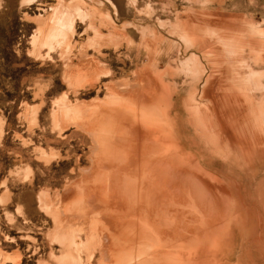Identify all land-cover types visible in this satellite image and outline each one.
I'll use <instances>...</instances> for the list:
<instances>
[{
  "label": "rangeland",
  "instance_id": "rangeland-1",
  "mask_svg": "<svg viewBox=\"0 0 264 264\" xmlns=\"http://www.w3.org/2000/svg\"><path fill=\"white\" fill-rule=\"evenodd\" d=\"M174 150L192 188L158 179L155 200L175 212L126 216L120 196ZM263 205L264 0H0V264H130L120 244L151 250L191 211L179 226L209 264H264Z\"/></svg>",
  "mask_w": 264,
  "mask_h": 264
},
{
  "label": "bare ground",
  "instance_id": "bare-ground-1",
  "mask_svg": "<svg viewBox=\"0 0 264 264\" xmlns=\"http://www.w3.org/2000/svg\"><path fill=\"white\" fill-rule=\"evenodd\" d=\"M152 98V97H151ZM225 98H228V99H230L229 97H226L225 96ZM150 99V98H149ZM223 99H224V96H223ZM227 99V100H228ZM226 100V99H225ZM224 101V100H223ZM150 102V101H149ZM224 102H226V101H224ZM229 102H230V100H229ZM226 103H224V105H225ZM228 104V103H227ZM242 105V104H241ZM227 108V107H226ZM242 113V112H241ZM153 116V115H152ZM149 118H150V116H149ZM229 118V117H228ZM141 119H143V118H141ZM226 119V118H225ZM147 120V119H146ZM151 120V119H150ZM144 121V120H143ZM147 123V122H146ZM150 124V123H149ZM145 125V124H144ZM147 125V124H146ZM130 126V125H129ZM145 127V126H144ZM148 127V126H147ZM150 127V126H149ZM134 130V129H133ZM137 137V136H136ZM136 137H133V138H136ZM128 139V138H127ZM139 139V138H138ZM138 139L136 140V141H138ZM142 139V138H141ZM246 139V138H245ZM126 140V139H125ZM132 141H133V139H131ZM135 140V139H134ZM125 142V141H124ZM134 142V141H133ZM132 142V143H133ZM138 143V142H137ZM141 143V142H140ZM134 144H136V143H134ZM120 145H122V142H121V144ZM128 144H126L125 145V147L127 148L128 146H127ZM130 146H132L131 144H130ZM134 146V148H136V146L135 145H133ZM138 146H140V144H138ZM151 146H153V143H152V145ZM155 146H156V144H155ZM124 147V146H123ZM142 147V146H141ZM157 147V146H156ZM129 148V147H128ZM131 148H133V147H131ZM138 148V147H137ZM134 149V150H138V149ZM248 148H250V147H248ZM140 150H142L141 148H139ZM153 149V148H152ZM126 150H128V149H126ZM155 150V149H154ZM158 150V149H157ZM130 151H131V149H130ZM132 152L134 153V151L132 150ZM124 153V152H123ZM129 153V152H128ZM131 153V152H130ZM150 153H151V151H150ZM152 153H153V151H152ZM154 154V153H153ZM158 154V153H157ZM167 154V153H166ZM130 155V154H129ZM132 155V154H131ZM131 155L129 156L130 158H131ZM135 156H136V154H134ZM151 154H149V156H150ZM156 155V154H155ZM127 156V155H126ZM133 156V155H132ZM138 156V155H137ZM148 156V154H147V158L145 157H143V156H141V158L143 157V159H141V158H138V160H143V162H146L147 163V161H149V157ZM173 156V155H172ZM154 156L152 155V157L150 158L151 160L153 159L154 161L156 160L155 159V157L153 158ZM171 157V156H170ZM122 158V157H121ZM134 157H132V159L131 160H135V158L133 159ZM136 158V159H137ZM172 158V157H171ZM146 159H147V161H146ZM140 160V161H141ZM150 160V161H151ZM153 160H152V162H153ZM160 160V159H159ZM164 160V159H163ZM166 161L168 160V158L167 159H165ZM137 161V160H136ZM132 161V162H130L129 164H131V167H130V169L131 168H135V164L137 165L136 167H138L139 165H140V162L139 161ZM150 161H149V164H145V165H143V167L141 168V169H144V166L146 167L147 166V168H148V166H150ZM158 161V160H157ZM125 162V161H124ZM129 162V161H128ZM133 162H134V164H133ZM136 162V163H135ZM151 162V163H152ZM159 162V161H158ZM169 160H168V166H169ZM172 162V161H171ZM142 163V162H141ZM162 164H163V162H161ZM166 163V162H165ZM164 163V164H165ZM177 163V162H176ZM128 164V163H127ZM128 164V165H129ZM134 166H133V165ZM139 164V165H138ZM154 164V163H153ZM152 164V165H153ZM164 164L160 167V169H159V167H158V173H156V171H154V169H152V170H150V171H152V172H150L149 170H146V173H145V170H143V175H145V178H143L142 176V179L139 177L140 175L139 174H137L136 172L137 171H135V170H133L132 169V173H133V171H134V174H137L136 176L138 177H136L137 179H136V182L137 181H140V184H137L136 183V185L133 183V185L135 186V188H131V189H129L128 191L130 192V190H132L133 191V193L134 194H132V191H131V195H128V192H126V194H127V196H123V198H124V200H122V195L120 196V198L119 199H121V202L119 201V203L116 201V199L119 197H115V196H117V194H116V192H115V190H112L111 192H115L114 193V195L115 196H110V197H115V198H113V199H115V201L117 202V204H120L121 206V210L123 211V212H125V214H126V216H131V215H136V216H141V215H145L146 217H152L153 218V216L154 217H157V215H156V212H158L157 214H159L160 213V215H162L161 217H164L163 216V213L158 209L159 207H161V206H167V209L169 208V210H174V208L172 209V206L169 204L170 203V201H169V199L170 198H172V197H169V199L167 200V202L169 201V203L168 204H163V203H159V202H157L155 199L158 197V196H156V191L158 190V189H164V188H166V186L164 187L163 185H159L160 187H158V184H159V181H158V179L159 180H164L163 182H166L167 184L169 183L168 182V171H166V169L168 168V166H167V163H166V165L164 166ZM184 164V163H183ZM128 165H126V168H125V166L123 167V169H126V171L127 170H129L128 168H129V166ZM151 165V166H152ZM156 162H155V164H154V166L153 167H151V168H154V167H156V166H158V165H156ZM128 166V167H127ZM133 166V167H132ZM142 166V165H141ZM157 168V167H156ZM174 168V167H173ZM138 169V168H137ZM140 169V170H141ZM146 169V168H145ZM150 169V168H149ZM156 170V169H155ZM159 171H162V173H160ZM166 171V172H165ZM184 171L185 170H182V174L184 173ZM141 172V171H140ZM186 172V171H185ZM158 174V177H156L157 179H155V177L154 176H156V175ZM159 174H161L162 176H164V177H166V178H160L159 177ZM185 175L187 174V173H184ZM147 175V176H146ZM152 176V177H150V178H148V176ZM171 176V175H170ZM172 176H177V175H172ZM171 176V177H172ZM184 176V175H183ZM140 178V179H139ZM186 178V177H185ZM184 178V179H185ZM170 179V178H169ZM174 180V179H173ZM205 181V180H204ZM156 183V184H155ZM149 184V185H148ZM176 184V183H175ZM204 184V183H203ZM209 184V183H208ZM117 185V184H116ZM157 185V186H156ZM165 185V184H164ZM179 186V185H178ZM184 186V185H183ZM121 188V186H118V187H116V188H113V189H116L117 190V192H119L120 194H121V191H122V189H124L123 187H122V189H121V191H120V189H119V191H118V188ZM130 187H131V184H130ZM129 186H128V188H130ZM185 187V186H184ZM199 187V186H198ZM211 187V186H210ZM214 187V186H213ZM174 188V187H173ZM173 188H172V190H173ZM201 188V187H200ZM126 189H127V187H126ZM166 189H168V190H170V186L168 185V187L166 188ZM177 189V188H176ZM231 189V188H230ZM172 190H171V193H172ZM175 190V189H174ZM179 190V189H178ZM202 190H204V189H202ZM124 191V190H123ZM122 191V192H123ZM127 191V190H126ZM135 191V192H134ZM140 191V192H139ZM151 191V193H149L148 195H146L149 199H148V201L147 202H143V201H141V200H139V199H143L144 198V196L142 195H140L139 193H141V192H150ZM184 191V190H183ZM201 191V190H200ZM205 191V190H204ZM222 191V190H221ZM138 192V193H137ZM169 192V195H171L170 194V191H168ZM180 192H182V191H180ZM179 192V193H180ZM191 192V191H190ZM194 192H195V190H194ZM197 192V191H196ZM206 192V191H205ZM204 192V193H205ZM223 192V191H222ZM164 193L166 194V192H165V189H164ZM173 193L176 195V193H178V192H176L175 193V191H173ZM225 193V192H224ZM119 194V195H120ZM173 194V195H174ZM194 194V193H193ZM192 194V195H193ZM201 194H202V192H201ZM111 195V194H110ZM113 195V194H112ZM180 195H182V194H178V196H180ZM195 195V194H194ZM249 195V194H248ZM182 196H184V194L182 195ZM222 196V195H221ZM174 197V196H173ZM176 197V196H175ZM181 197V196H180ZM188 197V196H187ZM186 197V198H187ZM202 197H203V195H202ZM206 197V196H205ZM239 197H241L240 195H239ZM183 198V197H182ZM214 198V197H213ZM224 198H226V197H224ZM111 199V198H110ZM113 199H111L112 200V204H113V202H114V204L112 205V206H115V201H113ZM118 199V200H119ZM176 199V198H175ZM177 199H178V197H177ZM180 199V198H179ZM178 199V200H179ZM197 199H198V197H197ZM150 200V201H149ZM174 200V198L173 199H171V204H172V202H174L173 201ZM193 200V199H192ZM225 201H227V199H224ZM184 201H187V200H184ZM194 201V200H193ZM204 201V200H203ZM202 201V202H203ZM221 201H223V199L222 200H220V203H221ZM225 201H223V202H225ZM233 202V201H232ZM244 202V201H243ZM254 202H255V200H254ZM111 203V202H110ZM176 202H174V204H175ZM182 202L180 201V204H181ZM194 203L195 202H193V205H194ZM207 203V201L205 202V204ZM218 203H219V201H218ZM228 202H226V204H227ZM240 203H242L241 201H240ZM261 203H262V201H261ZM116 204V205H117ZM178 204H179V202H178ZM179 204V205H180ZM183 204L184 203H182V205L181 206H183ZM187 204H188V202H187ZM196 204V203H195ZM204 204V205H205ZM221 204H223V203H221ZM254 204V203H253ZM260 204V203H259ZM111 205V204H110ZM171 206V209H170V206ZM177 205V204H176ZM175 205V206H176ZM179 205L177 206V207H179ZM186 205V204H185ZM199 205V204H198ZM201 205H202V203H201ZM209 205H210V202H209ZM245 205V204H244ZM258 205V204H257ZM256 205V206H257ZM169 206V207H168ZM216 206V205H215ZM217 206H218V204H217ZM221 206V205H220ZM219 206V207H220ZM225 206H227V205H225ZM243 206V205H242ZM246 206V205H245ZM255 206V207H256ZM260 206H262V205H260ZM115 207H117V208H119L118 206H115ZM186 207V206H185ZM192 207H194V206H192ZM199 207V206H198ZM214 207V206H213ZM219 207H215V208H219ZM258 207V206H257ZM263 207H264V205H263ZM181 208V207H180ZM209 208V207H208ZM212 208V207H211ZM223 208V207H222ZM221 207L219 208L220 210L222 209ZM105 209V208H104ZM116 209V208H115ZM119 209V210H120ZM164 209H166V208H163V210ZM166 209V210H167ZM186 209V211H187V208H185ZM202 209V208H201ZM217 209H215L216 211H218ZM225 209L227 210V208L225 207ZM245 209V208H244ZM259 209V208H258ZM117 210V214L119 213V211H118V209H116ZM120 210V211H121ZM168 210V211H169ZM181 210V209H180ZM191 210H194V209H191ZM190 210V211H191ZM198 210V209H197ZM204 210V209H203ZM209 211H210V208L208 209ZM219 210V211H220ZM168 211H163V212H168ZM185 210H184V212H186ZM195 211V210H194ZM201 211V210H200ZM212 211V210H211ZM214 211V210H213ZM221 211H223V209L221 210ZM260 211H262V209L260 210ZM259 211V212H260ZM172 212V211H171ZM174 212H175V210H174ZM173 212V213H174ZM184 212H183V214H184ZM192 212V211H191ZM190 212V213H191ZM198 212V211H197ZM202 212V211H201ZM205 213L204 214H208V212H206V211H204ZM264 212V211H263ZM120 213H122V212H120ZM119 213V214H120ZM169 213V212H168ZM168 213H164V215H166L167 216V214ZM173 213L172 214H169V215H173ZM188 213H189V209H188ZM189 213V214H190ZM194 213V212H193ZM203 213V212H202ZM211 213V212H210ZM209 213V214H210ZM226 213H227V211L225 212V215H226ZM186 214V213H185ZM185 214L183 215V217H184V220H182V221H185V220H187L188 218L187 217H189L190 218V216H189V214L187 215V219H185ZM200 214V213H199ZM198 214V215H199ZM203 214V215H204ZM208 214V215H209ZM214 214V213H213ZM213 214H212V216H213ZM222 214V215H221ZM220 215H221V217L222 216H224L223 215V213H221ZM244 214V213H243ZM243 214H241V215H243ZM168 215V216H169ZM175 216L177 215L178 216V214L176 213V214H174ZM179 215H182V214H179ZM194 215H196V214H194ZM203 215H201V217L203 216ZM240 215V216H241ZM122 216V215H121ZM176 216V217H177ZM191 216H193V215H191ZM197 216V215H196ZM195 216V217H196ZM229 216V215H228ZM262 216V215H261ZM182 216H179V218H180V220L181 219H183V218H181ZM194 217V218H195ZM200 217V216H199ZM214 217V216H213ZM213 217H211V218H213ZM217 217V216H216ZM226 217V216H225ZM225 217H222L223 219H221V220H223L222 222H223V224L225 225ZM121 218V217H120ZM165 218H167V217H165ZM164 218V220L166 221L167 219H165ZM170 218V217H169ZM168 218V219H169ZM197 218V217H196ZM206 218V217H205ZM211 218L209 219L210 220V222L213 220H211ZM215 218V217H214ZM110 219V218H109ZM119 219V218H118ZM131 219V218H130ZM172 219V218H171ZM171 219H170V221H171ZM174 219V218H173ZM191 219H193V217H191L190 218V220ZM199 219V218H198ZM201 219V218H200ZM219 219V218H218ZM217 218L215 219V220H218ZM239 219H240V217H239ZM178 220V222H179V224H180V222L182 223V221H180L179 219H177ZM203 220H204V224H202L203 223ZM202 221H200L201 222V224L197 227V228H195V229H198L199 231H201L199 228H203V227H207V225L205 224L206 222H208V220L207 219H203ZM207 220V221H206ZM160 221H161V219H160ZM163 221V220H162ZM169 221V220H168ZM174 221V220H173ZM229 221V220H228ZM125 222V221H124ZM124 222H122V223H124ZM141 222V221H140ZM159 222V221H158ZM158 222H156V219H153L150 223H149V225H151V227L153 228V229H150L151 230V232H153V230L155 229V231H156V225H155V223L158 225L159 223ZM172 222V221H171ZM193 222V221H192ZM199 222V223H200ZM209 222V223H210ZM215 222V221H214ZM221 222V223H222ZM225 222V223H224ZM120 223H121V219H120ZM169 223V222H168ZM168 223H167V225H168ZM175 223V222H174ZM174 223L172 222L171 224L169 223V227H165V228H169V230L171 229V226H174ZM187 223H189V221L187 222ZM195 223V222H194ZM198 223V222H197ZM213 223V222H212ZM217 223H218V221H217ZM132 224H134V223H132ZM141 224V223H140ZM176 224V223H175ZM179 224H176L177 226H174V227H179L180 229H181V227L182 228H184V231L182 232V234L186 231V232H188V228L186 227V224L184 223L183 225H185V226H183L182 224L179 226ZM196 224V223H195ZM194 224V225H195ZM214 224H216V223H214ZM145 225V224H144ZM148 225V224H147ZM146 225V226H147ZM160 225H161V223H160ZM162 225L164 226V224L162 223ZM161 225V226H162ZM166 225V226H167ZM171 225V226H170ZM188 225V224H187ZM193 225V224H192ZM191 225V228L192 229H194L193 228V226ZM197 225V224H196ZM204 225V226H203ZM206 225V226H205ZM136 226V225H135ZM135 226L133 227L134 228V230H135ZM201 226H203V227H201ZM209 226H213L212 224L211 225H209ZM208 226V227H209ZM223 226V225H222ZM132 227V226H131ZM130 226H129V230H130V228H131ZM137 227H138V225H137ZM145 227V226H144ZM147 227H149V228H151L150 226H147ZM188 227H190V226H188ZM218 227H220V225L218 226ZM161 228H163V227H161ZM164 228V229H165ZM173 228V227H172ZM185 228H187V230H185ZM209 228H211L212 229V227H209ZM214 228V227H213ZM223 228V227H222ZM138 229H140V232H143L142 231V228L140 227V228H138ZM159 228H157V230H158ZM174 229V228H173ZM180 229H178V233H180ZM208 229V228H207ZM210 229V230H211ZM217 229V228H216ZM216 229H213V230H216ZM220 229H221V227H220ZM121 230H124L123 228L121 229ZM128 230V229H127ZM127 230H126V232H127ZM166 230V229H165ZM182 230V229H181ZM213 230H211V231H213ZM219 230V229H218ZM222 230V229H221ZM120 231V230H119ZM138 230H136L135 232H132V231H130V232H132V233H136ZM159 231V230H158ZM158 231H156L155 232V234H158ZM163 231V230H162ZM174 231V230H173ZM190 231V233H191V230H189ZM192 231H194V230H192ZM199 231H197L198 233H199ZM210 231V232H211ZM129 232V231H128ZM139 232V233H140ZM144 232H145V230H144ZM150 232V233H151ZM167 232H168V229H167ZM172 232V231H171ZM175 232V231H174ZM196 231H194V233L193 234H195V233H197ZM202 232V231H201ZM206 232V231H205ZM210 232H208V233H210ZM220 232H222V231H220ZM138 233V232H137ZM136 233V237H138V234ZM149 233V232H148ZM161 231H160V235H156V237L159 239L160 237H162V238H160V240H156L155 239V237H153L154 239H155V243L156 242H159L160 243V245L159 246H155V244H153V243H151V242H149V243H151V244H149V245H151L152 247H154L153 249H151V250H147V251H143V250H141V247L142 246H140L141 244H139V248H137V246L136 247H132V246H134V245H128V244H124V243H122V244H120V250L122 251V252H125V253H130V254H134L135 253V255H136V257H134L135 258V260H131V262H130V264H209V260H208V256H206V255H209V252L210 251H206V250H203V249H199L198 247L199 246H203V244L201 245L200 243H198L197 244V246L198 247H196L195 245H196V243L197 242H199V241H197V235H195L194 236V239H196V241L194 240V242H195V245H194V248L196 247L197 249H194V251L193 250H191L190 248L191 247H193V246H191L193 243L191 242V236H189L188 237V233H186L185 235L183 234V236H182V234L181 235H174V234H169V233H166L165 234V236H164V234L161 236ZM189 233V234H190ZM207 233V234H208ZM211 233H213V232H211ZM217 232H215V234L214 235H217L216 234ZM124 234V233H123ZM127 234V233H126ZM200 234V233H199ZM198 234V235H199ZM207 234H203V235H206L207 236ZM225 234V233H224ZM191 235V234H190ZM202 235V236H203ZM209 235V234H208ZM213 235V236H214ZM219 235V234H218ZM139 236H140V234H139ZM141 236H142V234H141ZM151 236H152V233H151ZM155 236V235H154ZM197 236V237H196ZM201 236V237H202ZM206 236H205V239H206ZM226 236H227V234H226ZM132 238H131V242H132V244H134V241H132L133 240V238L135 239V240H138V238L136 239L134 236H131ZM192 237H193V235H192ZM200 237V236H199ZM198 237V239H200ZM208 237V236H207ZM228 238H230L229 236H227ZM130 238V237H129ZM143 238V237H142ZM204 237H202V239L201 240H204L203 239ZM209 238H211V237H209ZM150 239H152V238H150ZM154 239H152L151 241H154ZM173 239H175V240H177V241H179V240H181V242L180 243H177V244H179V245H175L174 246V249L175 248H177V251H176V249H175V251L174 250H172L171 249V247L170 246H172L171 244L172 243H170L169 244V242L171 241H173ZM190 241H189V240ZM110 240V239H109ZM144 240V239H143ZM141 240H139V242H140ZM161 241V242H160ZM207 241V240H206ZM209 241V240H208ZM207 241V242H208ZM219 241V240H218ZM137 242V241H136ZM138 242V243H139ZM144 242H146L145 240L143 241V243ZM175 241H173V243H174ZM207 242H204V243H207ZM220 242H222V243H227L228 242V239H220V241L218 242V243H220ZM141 243V242H140ZM142 243V245L143 246H145L146 244H143ZM188 243H192L190 246L188 245ZM210 243V242H209ZM130 244V243H129ZM136 244V243H135ZM208 244V243H207ZM137 245V244H136ZM209 245V244H208ZM211 245V244H210ZM217 245V244H216ZM177 246V247H176ZM179 246H180V248H179ZM190 247V248H189ZM215 252H220L219 250H216ZM132 257L131 258H133V255H131ZM109 257V256H108ZM207 257V258H206ZM211 259H213V257L211 258ZM108 260V259H107ZM115 260V259H114ZM110 261H112L111 259H110ZM112 263V262H111ZM212 264V263H211ZM216 264V263H215Z\"/></svg>",
  "mask_w": 264,
  "mask_h": 264
},
{
  "label": "crops",
  "instance_id": "crops-1",
  "mask_svg": "<svg viewBox=\"0 0 264 264\" xmlns=\"http://www.w3.org/2000/svg\"><path fill=\"white\" fill-rule=\"evenodd\" d=\"M224 71H225V69H224ZM148 92H150V89H149V91ZM144 93V92H143ZM138 95V97L140 96L139 94H137ZM150 95V93H148L147 94V96H149ZM223 96H224V99H223ZM225 96L226 97H229L230 99H228V98H225ZM152 96L150 95L149 97H148V99L150 98V99H152L151 98ZM139 99V98H138ZM145 100H147L146 98H144ZM149 99V100H150ZM226 99V100H225ZM228 99V100H227ZM231 99H234V97L233 96H231L230 95V93H228L227 92V94H225V91H222V94H221V101H222V109H224V111H226L227 110V104H225L224 105V103H227L229 100H231ZM226 101V102H224V101ZM142 101H144L143 100V98H142ZM142 101H140V103L142 102ZM159 108V107H158ZM156 109H157V106L155 107L152 103H150L147 107H146V111H156ZM165 113H167V115H168V112H167V110H166V112ZM226 115H227V113H226ZM224 117H225V115H224ZM173 147H174V149H176V148H178L179 149V151L181 150V147H180V145L178 144V143H176V141H174L173 142ZM175 151V150H174ZM173 155V156H172ZM182 155V157H183V166H176V160H178V159H181L179 156L178 157H176V151H175V153H171V152H169V156H168V159L170 160V162H171V164L169 163V166H168V185L170 186V190H172V188H173V190L175 189V190H188V189H191L192 188V186L190 187V186H186V185H182L181 183H179L180 182V180H188L189 178L188 177H186V175L184 174V173H188L187 171L185 172L184 171V173L182 174V170H185L186 168H184L185 167V165H186V163H187V161L188 162H191L192 161V157H191V155H184V154H181ZM172 158H171V157ZM173 164V165H172ZM179 164V163H178ZM174 167V168H173ZM199 175H202L200 172L198 173ZM204 174H207V173H204ZM172 175H177V176H171ZM184 175V176H183ZM186 177V178H185ZM170 178V179H169ZM185 178V179H184ZM191 178V177H190ZM208 178L209 179H212V180H215V181H217V178L214 176V175H211V174H208ZM174 179V180H173ZM173 183V184H172ZM176 183V184H175ZM179 185V186H178ZM177 188V189H176Z\"/></svg>",
  "mask_w": 264,
  "mask_h": 264
}]
</instances>
